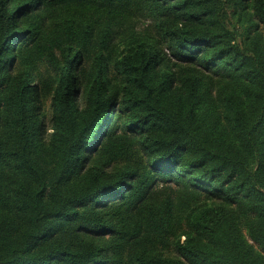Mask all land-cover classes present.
<instances>
[{
  "label": "trees",
  "instance_id": "obj_1",
  "mask_svg": "<svg viewBox=\"0 0 264 264\" xmlns=\"http://www.w3.org/2000/svg\"><path fill=\"white\" fill-rule=\"evenodd\" d=\"M0 264H264V0H0Z\"/></svg>",
  "mask_w": 264,
  "mask_h": 264
},
{
  "label": "rangeland",
  "instance_id": "obj_2",
  "mask_svg": "<svg viewBox=\"0 0 264 264\" xmlns=\"http://www.w3.org/2000/svg\"><path fill=\"white\" fill-rule=\"evenodd\" d=\"M47 108H48V107H47V102H45V108H44L45 111H47Z\"/></svg>",
  "mask_w": 264,
  "mask_h": 264
}]
</instances>
